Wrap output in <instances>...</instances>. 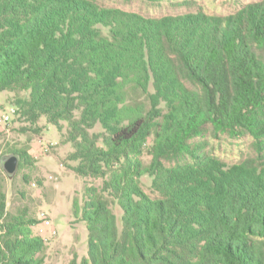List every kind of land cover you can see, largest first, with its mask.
<instances>
[{
  "label": "trees",
  "instance_id": "16d2710c",
  "mask_svg": "<svg viewBox=\"0 0 264 264\" xmlns=\"http://www.w3.org/2000/svg\"><path fill=\"white\" fill-rule=\"evenodd\" d=\"M1 94L22 132L39 134L44 117L72 145L66 165L101 180L82 208L74 199L88 243L69 264H264V0L159 17L0 0ZM222 139L248 152L230 162ZM31 143L8 150L19 168L36 166ZM5 179L0 264H48L39 220L11 207Z\"/></svg>",
  "mask_w": 264,
  "mask_h": 264
},
{
  "label": "rangeland",
  "instance_id": "374dc122",
  "mask_svg": "<svg viewBox=\"0 0 264 264\" xmlns=\"http://www.w3.org/2000/svg\"><path fill=\"white\" fill-rule=\"evenodd\" d=\"M110 6H118L125 10L136 11L145 16L159 17L167 14L185 13L203 9L213 14H230L249 2L257 0H102ZM0 103L5 105L6 94L0 95ZM39 134L21 131L23 123L14 119L10 124L0 127V165L1 175L6 177L4 189L11 207L29 205L39 220L34 227L40 233L42 221L39 213L46 212L57 234L50 236L45 229L47 240L46 260L48 264H69L74 258L79 261L87 255L88 230L85 222L77 219L73 211L74 199L82 200L85 184L99 185L101 180L83 179L66 165V155L72 150V145L60 143L58 130L43 117ZM31 134V135H30ZM28 138L32 139V154L36 159L33 168H18L15 175L9 178L3 164L10 158L11 146H25ZM247 139H222L214 142L215 152L230 162H236L241 152H248ZM30 178L29 183L24 178ZM35 178H43L44 186L34 184Z\"/></svg>",
  "mask_w": 264,
  "mask_h": 264
},
{
  "label": "built area",
  "instance_id": "2783aa9c",
  "mask_svg": "<svg viewBox=\"0 0 264 264\" xmlns=\"http://www.w3.org/2000/svg\"><path fill=\"white\" fill-rule=\"evenodd\" d=\"M17 114V108L15 106H0V127L10 124ZM39 219L42 221L41 234H45V229L48 228L50 235L54 236L57 234V229L54 227L52 220L49 215L42 211L39 213Z\"/></svg>",
  "mask_w": 264,
  "mask_h": 264
},
{
  "label": "water",
  "instance_id": "95a60500",
  "mask_svg": "<svg viewBox=\"0 0 264 264\" xmlns=\"http://www.w3.org/2000/svg\"><path fill=\"white\" fill-rule=\"evenodd\" d=\"M18 168H19V158L16 155L11 156L4 163V169L6 170L10 178H12L15 175Z\"/></svg>",
  "mask_w": 264,
  "mask_h": 264
}]
</instances>
